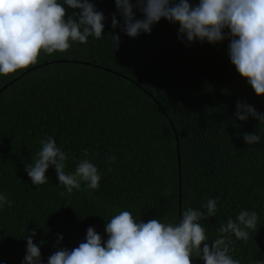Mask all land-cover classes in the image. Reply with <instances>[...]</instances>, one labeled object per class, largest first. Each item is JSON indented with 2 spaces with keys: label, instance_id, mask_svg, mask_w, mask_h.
Instances as JSON below:
<instances>
[{
  "label": "trees",
  "instance_id": "trees-1",
  "mask_svg": "<svg viewBox=\"0 0 264 264\" xmlns=\"http://www.w3.org/2000/svg\"><path fill=\"white\" fill-rule=\"evenodd\" d=\"M92 2L106 18L100 39L74 42L64 53L42 51L36 65L0 75V193L13 202L0 208V264H21L34 228L46 264L58 234V247L71 249L89 226L106 239L105 221L120 210L167 223L206 198H218L217 216L201 221L210 239L241 209L257 212V231L236 240L232 255L241 264L264 259V124L234 116L238 99L264 112V95L235 70L229 41L186 46L179 25L163 18L132 38L111 28L114 0ZM242 133L261 140L247 145ZM46 135L68 154L66 172L87 149L100 187L82 184L61 196L52 166L46 184L32 185L24 163Z\"/></svg>",
  "mask_w": 264,
  "mask_h": 264
},
{
  "label": "clouds",
  "instance_id": "clouds-1",
  "mask_svg": "<svg viewBox=\"0 0 264 264\" xmlns=\"http://www.w3.org/2000/svg\"><path fill=\"white\" fill-rule=\"evenodd\" d=\"M114 3L116 12L111 15V28H119L132 38L151 33L152 26L163 18L179 25L177 38L186 46L196 41L216 44L227 39L228 57L235 70L257 96L264 95V0H114ZM69 8L74 10L70 14ZM137 12L141 17H137ZM105 19L92 0H0V75L36 65L42 51L47 55L64 53L74 42L85 44L89 37L100 39ZM112 36L118 48L120 37L115 32ZM235 109L237 120L251 117L258 125L264 124V112H258L253 105L238 99ZM242 135L247 145L261 140L260 134ZM39 144L32 162L24 163L32 185L46 184L49 179L46 172L52 166L58 184L65 190L61 196L80 190L82 184L91 190L100 187L99 169L89 160L87 149L82 150L74 171L66 172L69 157L55 139L46 135ZM107 159L116 163L115 156ZM217 200L206 198L199 208L186 207L178 220L167 223L157 218L145 222L128 210H120L105 221L106 239L89 226L83 241L69 249L58 247L63 239L58 234L53 243L57 250L47 257L46 264H193V258L203 264H241L232 255L235 242H247L250 232L257 231L258 214L241 209L235 218L221 223L216 237L210 239L201 221L217 216ZM12 203L7 194L0 193V208L11 207ZM35 235L34 228L24 237L26 252L21 264H45L40 248L44 241L35 243ZM251 264H264V259L254 258Z\"/></svg>",
  "mask_w": 264,
  "mask_h": 264
},
{
  "label": "water",
  "instance_id": "water-1",
  "mask_svg": "<svg viewBox=\"0 0 264 264\" xmlns=\"http://www.w3.org/2000/svg\"><path fill=\"white\" fill-rule=\"evenodd\" d=\"M178 151V150H177ZM178 161H179V156H178ZM178 204H180V201L178 200Z\"/></svg>",
  "mask_w": 264,
  "mask_h": 264
}]
</instances>
